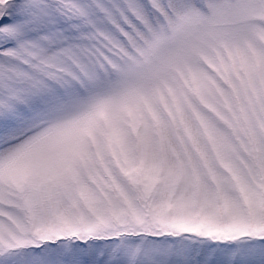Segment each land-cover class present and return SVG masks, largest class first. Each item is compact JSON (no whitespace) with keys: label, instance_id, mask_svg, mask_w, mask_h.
Segmentation results:
<instances>
[{"label":"snow or ice","instance_id":"snow-or-ice-1","mask_svg":"<svg viewBox=\"0 0 264 264\" xmlns=\"http://www.w3.org/2000/svg\"><path fill=\"white\" fill-rule=\"evenodd\" d=\"M0 264H264V0H0Z\"/></svg>","mask_w":264,"mask_h":264}]
</instances>
